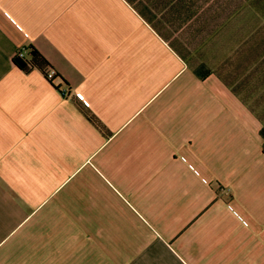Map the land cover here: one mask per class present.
Returning a JSON list of instances; mask_svg holds the SVG:
<instances>
[{
    "label": "crops",
    "instance_id": "obj_1",
    "mask_svg": "<svg viewBox=\"0 0 264 264\" xmlns=\"http://www.w3.org/2000/svg\"><path fill=\"white\" fill-rule=\"evenodd\" d=\"M263 125L264 0H0V264H264Z\"/></svg>",
    "mask_w": 264,
    "mask_h": 264
},
{
    "label": "trees",
    "instance_id": "obj_2",
    "mask_svg": "<svg viewBox=\"0 0 264 264\" xmlns=\"http://www.w3.org/2000/svg\"><path fill=\"white\" fill-rule=\"evenodd\" d=\"M12 60L13 63L24 72H28L33 68H39L43 72L47 66H50L44 57L32 45L19 47ZM259 132L263 138L264 150V125L260 128Z\"/></svg>",
    "mask_w": 264,
    "mask_h": 264
},
{
    "label": "built area",
    "instance_id": "obj_3",
    "mask_svg": "<svg viewBox=\"0 0 264 264\" xmlns=\"http://www.w3.org/2000/svg\"><path fill=\"white\" fill-rule=\"evenodd\" d=\"M43 74L45 76V78L49 81H53L54 77L56 76V71L50 67L47 66L44 70H43Z\"/></svg>",
    "mask_w": 264,
    "mask_h": 264
}]
</instances>
